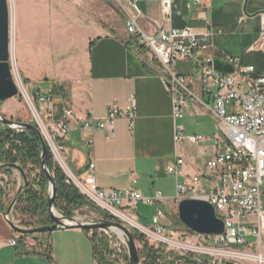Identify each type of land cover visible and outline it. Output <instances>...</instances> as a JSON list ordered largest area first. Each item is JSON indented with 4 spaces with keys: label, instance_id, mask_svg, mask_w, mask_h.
Instances as JSON below:
<instances>
[{
    "label": "crops",
    "instance_id": "obj_1",
    "mask_svg": "<svg viewBox=\"0 0 264 264\" xmlns=\"http://www.w3.org/2000/svg\"><path fill=\"white\" fill-rule=\"evenodd\" d=\"M163 1L136 2L141 11L138 25L144 33L153 35L160 29L190 25L202 34L208 30L206 20H210L214 31L220 33L208 36L206 40L213 48L197 55L211 56L213 67L219 72L234 73L239 66H254L253 75L264 74V46L257 45L264 0H200L198 4L175 0L170 20L163 10ZM120 2L127 4L126 0ZM59 5L66 12L54 21L47 53L33 60L30 70L26 48L19 37L14 58L22 66L30 94L47 98L40 106L46 118L59 119L66 109L74 112L68 135L59 140L71 171L80 175L94 161L96 182L101 189L131 188L144 196L161 194L159 203L142 202L155 208L151 217L140 211V202L134 211L139 219L149 223L158 206L165 211L178 207L177 180L167 166L179 156L184 160L186 173H202L216 152L212 143L196 144L187 139L192 134L214 135L220 131L217 117L206 106L212 103V96L191 76L192 59L178 60L174 70L187 77L186 85L197 99L186 93L184 114L175 117L162 72L145 54V46L128 32L126 14L117 1L60 0ZM133 98V129L125 118L116 121L111 135L103 129L83 128L80 119L85 115L103 119L110 105L125 107ZM179 126L183 127L180 141L176 140ZM12 182L19 192L24 180L17 169ZM261 191L264 210V176ZM6 211L7 208H0V264H98L91 231L79 228L52 232L50 246L42 242L30 244L28 237L22 248L19 243L11 246V240L21 237V233L6 220ZM253 226L250 225L246 238H255L250 233ZM262 242L264 250V230Z\"/></svg>",
    "mask_w": 264,
    "mask_h": 264
},
{
    "label": "built area",
    "instance_id": "obj_2",
    "mask_svg": "<svg viewBox=\"0 0 264 264\" xmlns=\"http://www.w3.org/2000/svg\"><path fill=\"white\" fill-rule=\"evenodd\" d=\"M115 1L120 4L127 16L128 32L148 48L152 55V62L158 64L166 89L173 100L175 117H182L184 114L186 93L193 99H197L186 85L187 77L174 70V65L178 60L192 59L191 76L195 77L203 89L212 96V103L206 106L217 117L220 131L214 135L192 134L187 137L191 143H212L215 146V154L206 162L207 170L202 173L188 174L184 170L183 158L177 156L167 166V171L177 180L175 201L179 203L186 198H199L210 202L215 208L216 215L224 222V232L211 235L197 234L196 236L201 238L197 241L181 239L174 232L173 225L165 222L167 214L161 206L157 207L148 225L141 224L134 214L138 203H159L162 200L159 192L144 196L131 188L101 189L96 182L94 161L90 162L88 169L80 175H76L69 168L62 156L63 146L59 140L66 138L69 133V123L74 119L72 109H66L61 118L51 119L50 123H46L41 116L38 117L39 112L28 95L26 101L34 116L31 122L40 129L43 139L53 154L55 164L62 169L67 180L72 182L81 194L96 207L111 215L114 221L127 226L130 224L132 229L139 230L153 243L165 245L173 251L178 250L177 253L181 255L193 253L199 261L210 258L212 263V260L218 257L224 259V262H231L235 259L255 261L252 256L257 253L243 252L234 248L263 247L264 210L261 186L264 176V74L253 75L254 66H239L234 73L219 72L213 67L211 56H198V52L213 48V44L206 38L220 33V31H214L210 20H206L208 30L202 34L192 26L186 25L183 28L160 29L156 34L149 35L144 33L138 25V19L141 16V11L136 4L138 0H126L127 4H123L120 0ZM184 1L196 4L200 2V0ZM174 2L175 0H164L162 3L169 20L173 14ZM261 20L262 32L257 45L262 48L264 46V13L261 14ZM11 64L14 78L21 91L15 74L16 60L12 49V30ZM36 100L37 103L38 101L44 103L47 98L38 94ZM119 118H125L130 129L134 128L136 119L134 98L125 107L110 105L107 116L103 119L88 114L80 121L85 130L103 129L111 135ZM11 127L22 128L20 126ZM182 131L183 127L179 126L176 140L183 139ZM90 144L91 141L87 144L88 147ZM1 177L4 178L1 183L5 190L11 191L8 177L2 174ZM15 204L16 202L10 214L5 212L4 215L7 221L12 220L20 225L13 216ZM128 211H132L133 214ZM123 214L135 218L139 225L123 219ZM99 218L87 222H95ZM251 224H254L250 233L256 238L255 243H248L246 240ZM98 231L118 239L119 246L124 248L127 254L126 243L122 235L112 229H98ZM19 240L20 237L12 239L10 245L17 246ZM218 251L223 254H218Z\"/></svg>",
    "mask_w": 264,
    "mask_h": 264
},
{
    "label": "trees",
    "instance_id": "obj_3",
    "mask_svg": "<svg viewBox=\"0 0 264 264\" xmlns=\"http://www.w3.org/2000/svg\"><path fill=\"white\" fill-rule=\"evenodd\" d=\"M24 83L26 84V79ZM1 105L2 103H0V109ZM42 149L43 137L35 129L25 127L16 129L0 122V208L6 210L8 202L10 205L12 201H15L14 219L25 228L47 226L53 223L48 210L49 179L40 166ZM45 161L56 181L57 195L54 206L58 212L70 218L76 211L88 207L94 209L103 218L113 220L111 215L96 207L72 182L67 180L62 169L55 164L50 150ZM13 164L22 167L26 172L27 181L12 198V192H7L1 183L4 181L1 174L8 177L10 179L8 183H10L15 169L12 167ZM131 231L135 240L142 244V249L139 251L140 258L143 259L142 264H211L207 261L208 258L199 261L193 253L181 255L168 251L165 245H152L139 230L131 229ZM40 234L47 236L46 245L50 246L51 233ZM28 236H34V234H22L18 246H23V240ZM91 239L96 262L114 264L110 257L112 252L107 237L100 234L98 230H94ZM125 255L130 264L128 255Z\"/></svg>",
    "mask_w": 264,
    "mask_h": 264
},
{
    "label": "rangeland",
    "instance_id": "obj_4",
    "mask_svg": "<svg viewBox=\"0 0 264 264\" xmlns=\"http://www.w3.org/2000/svg\"><path fill=\"white\" fill-rule=\"evenodd\" d=\"M59 2L60 0H8L11 17L12 49L15 52L17 48V41L20 37L26 48L25 56L30 70L33 69L32 66L34 62L32 61H35L37 57H41L47 53L50 41L52 40L53 30L55 28L54 21L66 12L64 11V8L60 7ZM145 54L148 56L149 60L152 61V55L147 47H145ZM153 64L158 67V64L154 63V61ZM15 74L16 79L21 87V91L16 96L15 100L9 99L2 103L0 113L13 120L31 122L34 119V116L26 101V98H28L29 95L43 121L46 123H50L52 118H46L45 113H43L42 109L40 108L42 102L38 101L37 103V100L30 94L27 85L24 83V74L19 61L18 63L16 61ZM4 112L12 116L10 117L9 115H5ZM62 156L64 157L63 153ZM9 180L10 179L8 178V181ZM9 185L11 187L13 198V196H15L16 194V190L13 187L12 181L9 183ZM7 205L9 206V202ZM139 209L141 212L143 211L146 214L144 216L149 217L152 216L155 210L153 206H146L142 202L139 203ZM128 212L130 214H133L132 211ZM166 214L167 219L165 220V222L173 225L174 232L176 233V235L180 236L181 239H190L191 241H197L201 239L196 236V233L190 231L185 225L180 222L178 217V207H174L166 211ZM74 216L78 217L80 221L84 222L94 220L97 217H101L96 211H94V209L88 207H84L81 211H76ZM139 222L143 225L149 224L145 219H139ZM128 226L131 229L133 228L130 224H128ZM99 233L105 235L108 239V245L112 252L110 257L113 260L114 264H129L126 260V253L124 248H121L118 244L119 240L115 239L114 237H109L105 233ZM146 237L147 241L150 244L158 246V244L153 243L148 236ZM246 240L248 243L256 242V238H246ZM27 241L30 244L34 245L41 242L43 243V245H45L47 244V236L37 233L34 234V236H28ZM136 244L140 251L142 249V244L138 241H136ZM166 248L168 251H173L172 248ZM234 249L251 253L262 252L264 254L263 247H235ZM174 252H178V250H174ZM141 261H143V259H141ZM224 261V259L218 257L212 260L211 264H223L225 263ZM231 262H235L238 264H259L258 261H248L240 259H235L234 261L231 260Z\"/></svg>",
    "mask_w": 264,
    "mask_h": 264
},
{
    "label": "water",
    "instance_id": "obj_5",
    "mask_svg": "<svg viewBox=\"0 0 264 264\" xmlns=\"http://www.w3.org/2000/svg\"><path fill=\"white\" fill-rule=\"evenodd\" d=\"M20 93V89L13 75L11 64V17L8 0H0V103L8 99L16 97ZM0 122L9 126H20L32 128L41 134L40 129L33 122H22L13 120L0 113ZM49 148L43 139V149L41 153V170L49 179V194H48V210L53 220L51 225L25 228L9 220L10 225L21 234H37V233H52L60 229L79 228L83 230L94 231L98 229H112L123 236L127 255L130 264H142L139 249L131 229L119 222L105 218H99L95 222L80 221L78 217H65L61 215L54 206V201L57 195L56 181L53 173L46 165ZM13 168L17 169L24 182L27 181L26 172L18 164H13ZM15 201L9 205L6 214H10ZM178 217L180 222L185 225L190 231L201 234H221L225 230L224 222L216 215L214 206L203 199L186 198L178 203ZM73 221L74 223H68ZM211 262V259H207ZM223 264H234L233 262H225Z\"/></svg>",
    "mask_w": 264,
    "mask_h": 264
},
{
    "label": "bare ground",
    "instance_id": "obj_6",
    "mask_svg": "<svg viewBox=\"0 0 264 264\" xmlns=\"http://www.w3.org/2000/svg\"><path fill=\"white\" fill-rule=\"evenodd\" d=\"M38 117H40L39 114H38ZM122 218L127 220V221L129 220V222L132 223V224L139 225L137 223L136 219L133 218V217H130V216H127V215L123 214ZM67 222L68 223H74L73 221H67ZM218 254L222 255L223 253L218 251ZM252 258H253V260L258 261L259 263H264V254L262 252H259V253L255 254L254 256H252Z\"/></svg>",
    "mask_w": 264,
    "mask_h": 264
}]
</instances>
